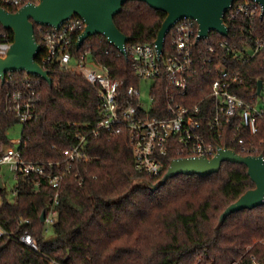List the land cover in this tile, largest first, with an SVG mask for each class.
I'll use <instances>...</instances> for the list:
<instances>
[{"label": "trees", "instance_id": "trees-1", "mask_svg": "<svg viewBox=\"0 0 264 264\" xmlns=\"http://www.w3.org/2000/svg\"><path fill=\"white\" fill-rule=\"evenodd\" d=\"M165 18L166 13L148 4L130 1L115 17V23L131 38L130 44H148L157 38ZM253 25L256 30L250 33L248 24L236 21L229 25V37L211 34L208 40L199 41L197 49L206 55L207 47L212 46L217 51L215 64L230 61L231 55L219 43L226 41L232 49H246L254 44L255 35L264 34L259 18ZM38 27L35 33L40 42ZM87 50L113 78L123 81V92L132 85L139 86L127 59L102 35L88 39L74 52ZM40 56L36 59L39 64ZM263 57L264 52L245 65L236 59L230 64L242 69L245 83L236 92L246 101L257 96L258 83L264 80ZM47 69L52 85L29 77L38 84L40 101L37 118L23 128L20 151L27 162L59 163L65 168L64 152L79 141L83 125L99 121L100 99L98 88L82 76L55 64ZM15 76L27 78L24 73ZM196 79V95L190 91L194 96L191 104L204 97L215 78L205 67ZM164 88L156 92L157 106L162 109L167 106ZM6 90L8 86L0 78V96ZM16 124V118L0 116L2 142ZM260 128L256 141L264 139V125ZM218 143L240 153L229 138ZM84 150L89 159L75 162L63 182L51 240L45 236L46 226L40 216L51 205L54 190L45 183L35 188L33 179L19 177L12 190L16 197L9 201L7 186L1 188L0 226L10 223L14 236L1 238L0 264H264V206L238 211L218 228L222 212L255 187L246 166L226 162L217 174L203 178L178 175L151 191L145 181L157 183L167 171L152 178L138 174L127 132L89 137ZM180 157L170 151L167 166ZM19 218L30 224L21 225ZM26 232L36 240L37 251L19 240ZM245 254L247 259L242 260Z\"/></svg>", "mask_w": 264, "mask_h": 264}, {"label": "built area", "instance_id": "built-area-1", "mask_svg": "<svg viewBox=\"0 0 264 264\" xmlns=\"http://www.w3.org/2000/svg\"><path fill=\"white\" fill-rule=\"evenodd\" d=\"M39 1L0 0V5L10 12H17L28 4H38ZM258 18L264 29L261 6L250 0H237L226 13L225 24L229 27L232 23L242 20L243 24H248V32L252 33L256 30L253 23ZM84 27V20L80 17L65 22L59 29L39 26L38 43L42 51L38 55H41L40 65L45 69L49 65H58L63 70L82 76L98 88L99 121L92 126L83 125L84 130L79 141L64 152L67 163L65 168L59 163L50 162L46 165L24 160L20 151L23 137L15 141L8 138L0 145V178L1 167L7 165L15 179L30 178L33 179L35 188L45 183L54 190L51 205L45 211L46 231L52 228L57 220V206L60 204L59 198L65 177L75 162L89 159L84 150L87 139L98 138L102 132L110 136L121 131L127 132L134 168L138 174L150 178L168 171L170 164L167 166L166 158L170 151L177 152L180 158L211 159L218 154L220 148L225 147L218 143V140L224 138H229L231 144L240 149L239 154L242 156H264V139H255L261 132V125H264V109L257 106L258 97L264 90V80H261L263 86L260 94L257 93L251 102L246 101L236 92V89L243 87L245 83L242 69L232 68L230 65L235 59L245 65L264 52V34L255 35L254 44L244 50L237 47L232 49L226 41H221L220 48L230 54L231 59L217 64V51L214 47L208 46L206 55L197 49L199 28L197 23L190 19H183L171 28L165 40L164 53L161 55L153 42L127 44L126 56H123L136 78L140 82L154 81L151 89L152 104L150 110L146 111L142 107L139 86L132 85L123 92V81L113 78L93 56L91 50L75 54V49L80 51L83 46L76 48ZM12 44L13 37L0 26V57L7 56ZM262 60L264 64V57ZM205 67L208 72L213 73L215 79L204 97L191 104L193 95H196L194 83ZM15 73L24 72L6 74L3 83L7 84L8 90L0 96V116H12L17 120L16 125L24 128L37 118L40 94L38 84L29 78L33 75L26 74L27 78L21 79L17 78ZM163 87L167 106L162 109L157 106L156 92ZM192 89L193 95H190ZM16 144L18 147L15 148ZM13 196L16 197L15 192ZM19 220L21 225L30 224L27 219ZM5 236H14L10 223L0 226V240ZM19 240L31 250H38L36 240L28 232L21 235ZM247 256L243 255L242 260H246Z\"/></svg>", "mask_w": 264, "mask_h": 264}, {"label": "water", "instance_id": "water-1", "mask_svg": "<svg viewBox=\"0 0 264 264\" xmlns=\"http://www.w3.org/2000/svg\"><path fill=\"white\" fill-rule=\"evenodd\" d=\"M130 1L143 2L150 8L166 13L153 44L159 55L164 53L165 40L171 28L183 19L197 23L199 38L208 40L211 34L218 33L228 37L230 28L225 24V15L237 0H40L38 4H28L17 12H10L0 5V26L13 34V44L6 57H0V78L5 81L7 73L24 72L38 77L52 85L50 71L37 62L42 51L35 33V26H49L59 29L65 22L80 17L85 27L80 35L76 48L90 38L102 35L107 43L116 47L126 56V45L131 38L119 30L115 17L121 14L123 6ZM260 5L264 15V0H250ZM263 82L259 81L257 93L260 94ZM242 164L246 166L249 178L255 185L254 189L245 192L237 202L229 205L222 213L218 228L226 219L238 211H253L264 206V156H242L227 146L219 149L218 154L211 158H180L169 162L167 173L157 183L146 182L147 188L157 191L166 185L169 179L178 175L207 177L219 173L223 163ZM0 178V188H3ZM45 211L40 219L45 222Z\"/></svg>", "mask_w": 264, "mask_h": 264}, {"label": "rangeland", "instance_id": "rangeland-1", "mask_svg": "<svg viewBox=\"0 0 264 264\" xmlns=\"http://www.w3.org/2000/svg\"><path fill=\"white\" fill-rule=\"evenodd\" d=\"M91 60H93L92 57H90ZM100 72V71H99ZM154 85V81L153 80H149V81H142L139 84V89L141 91V101H142V107L143 109H145L146 111L150 110L151 107V89ZM257 106L260 109H264V90L262 92V95H260L258 97V102H257ZM22 131H23V127L21 125H15L14 128H12L11 130H9L8 133V138L10 141H15V140H20L22 139L23 135H22ZM2 141L0 140V145H1ZM18 147V144L15 145V148ZM1 176L3 177V181L8 183V187H7V199L9 201H13L14 196H13V188H14V184H15V179H14V175L11 173V169H9V166L4 165L1 167ZM53 231L52 228H49L46 231V238L47 240H51L53 236ZM194 264H197L196 262H194Z\"/></svg>", "mask_w": 264, "mask_h": 264}, {"label": "crops", "instance_id": "crops-1", "mask_svg": "<svg viewBox=\"0 0 264 264\" xmlns=\"http://www.w3.org/2000/svg\"><path fill=\"white\" fill-rule=\"evenodd\" d=\"M1 178H2V182H3V184H5L6 186L8 185V183H6V182H4L3 181V177L1 176ZM14 179H15V177H14ZM16 181H17V179H15V183H16ZM8 187V186H7Z\"/></svg>", "mask_w": 264, "mask_h": 264}]
</instances>
